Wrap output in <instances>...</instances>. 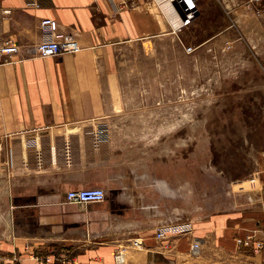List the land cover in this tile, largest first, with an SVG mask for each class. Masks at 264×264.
Returning a JSON list of instances; mask_svg holds the SVG:
<instances>
[{
  "label": "crops",
  "instance_id": "0c3cea01",
  "mask_svg": "<svg viewBox=\"0 0 264 264\" xmlns=\"http://www.w3.org/2000/svg\"><path fill=\"white\" fill-rule=\"evenodd\" d=\"M210 4L199 0L198 13ZM164 9L152 0H0V44L11 40L19 47L11 63L0 65V172H5L8 147L14 158L11 179L0 184L38 190L11 199L12 221L22 228L0 234V257L17 264H117L115 253L127 247L122 264H185L183 256L191 254L195 241L199 250L191 264H264V247L257 251L236 244L247 235L264 238V152L246 179L231 183L228 203L195 217L191 237H170L168 249L154 238L161 224L183 221L182 144L177 138L169 144L175 155L171 165L163 158L166 142L155 148V158L153 148L121 147L120 141L135 140L137 134L120 127L126 124L128 102L120 51L181 33ZM42 18L56 20L81 50L34 57L33 47L43 38ZM156 89L177 91L164 85ZM170 100L182 109V101ZM159 119L178 123V116ZM141 153L147 170L125 174L129 158ZM96 187L105 191L100 204L65 200L69 190ZM124 189L127 196L121 195ZM30 237L40 239L31 242ZM131 238L134 247L127 244Z\"/></svg>",
  "mask_w": 264,
  "mask_h": 264
},
{
  "label": "rangeland",
  "instance_id": "374dc122",
  "mask_svg": "<svg viewBox=\"0 0 264 264\" xmlns=\"http://www.w3.org/2000/svg\"><path fill=\"white\" fill-rule=\"evenodd\" d=\"M152 1L174 9L167 0ZM211 1L207 11L197 13L189 25L179 28L181 33L174 31L173 35L120 51L122 85L128 98L126 124L120 127L123 132L137 134L135 140L120 141L121 147L153 148L155 158V148L166 142L168 155L163 158L171 165L175 155L174 150L169 153V144L176 138L178 146L182 144L178 164L181 156L183 221L175 223L191 224L190 237L195 217L211 206L218 211L228 203L225 196L231 183L246 179L258 154L264 152V0ZM163 85L177 91L156 92ZM162 98L169 100L161 102ZM170 99L178 104L182 101V109L176 110ZM171 116H178L177 124L159 119ZM65 154L68 156V148ZM142 156L129 158L125 174L147 170V161H143L147 156ZM136 160L142 163L137 166ZM11 177V172H0L2 181L8 183ZM7 183L0 184V234L22 228L12 221L15 205L11 199L38 193L13 189ZM39 192L44 195L49 191ZM122 192L128 195L126 189ZM27 239L33 242L40 238ZM133 240L127 244L134 247ZM183 261L191 264L195 255L183 256Z\"/></svg>",
  "mask_w": 264,
  "mask_h": 264
},
{
  "label": "built area",
  "instance_id": "2783aa9c",
  "mask_svg": "<svg viewBox=\"0 0 264 264\" xmlns=\"http://www.w3.org/2000/svg\"><path fill=\"white\" fill-rule=\"evenodd\" d=\"M179 16L181 26H187L198 13L199 0H167ZM39 28L42 33V40L33 47V56L40 59H47L63 54H75L81 49L71 34L63 33L59 30V24L51 18H42L39 21ZM19 53V47L11 40L0 44V65L9 64ZM14 165L13 152L11 148L5 150L3 168L10 172ZM65 200L68 204L87 205L99 204L105 200V191L102 188L72 189L66 192ZM192 232L191 224L169 222L158 226L155 229L154 238L161 243L164 249L170 237L178 235H190ZM236 244L244 247H253L254 250H261L264 247V238L261 241L254 240L252 235L237 238ZM133 245H137L135 241ZM199 250L198 242H192L190 252L196 255ZM126 248L122 247L114 255L117 264L124 262ZM0 264H17L16 260H7L0 257ZM41 264V263H39Z\"/></svg>",
  "mask_w": 264,
  "mask_h": 264
},
{
  "label": "bare ground",
  "instance_id": "6f19581e",
  "mask_svg": "<svg viewBox=\"0 0 264 264\" xmlns=\"http://www.w3.org/2000/svg\"><path fill=\"white\" fill-rule=\"evenodd\" d=\"M159 1V0H158ZM165 2V1H164ZM169 3V2H168ZM161 4V3H160ZM163 6H164V10H165V12H166V14H167V17H168V20H169V22H170V24H171V26L173 27V28H175V29H177V28H180L181 27V24H180V20H179V16H178V14L174 11V9H170V7L171 6H169L168 7V5L167 4H162ZM162 7V6H161ZM163 8V7H162ZM166 16V15H165Z\"/></svg>",
  "mask_w": 264,
  "mask_h": 264
}]
</instances>
